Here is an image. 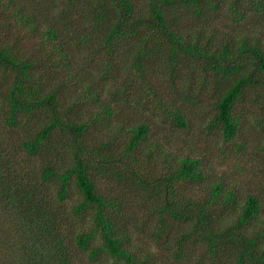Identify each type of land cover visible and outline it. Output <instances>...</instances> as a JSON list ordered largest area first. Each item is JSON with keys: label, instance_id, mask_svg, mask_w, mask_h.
I'll use <instances>...</instances> for the list:
<instances>
[{"label": "trees", "instance_id": "trees-1", "mask_svg": "<svg viewBox=\"0 0 264 264\" xmlns=\"http://www.w3.org/2000/svg\"><path fill=\"white\" fill-rule=\"evenodd\" d=\"M221 1L227 0H143L142 6L141 0H63L66 8L56 6L54 13L49 11L54 16L52 21L48 19L49 13L41 15L42 10L29 3L6 0V6L12 8L17 20L35 39L51 46L59 54V63L52 62L54 66L64 63L70 68V52L72 57L73 52L67 44L72 39L77 40L81 51L86 49L84 59L82 54L78 55L79 61L92 66L104 58L97 67L102 69L101 79L106 82L109 73L120 72L117 63L122 56L129 59L136 82L141 81L142 85L150 88L155 105L179 128L187 126L182 108L175 101H163L151 83L155 62L168 68L171 75H176L174 61L177 53L205 59L210 69L216 75H223L221 79L226 82L215 103L212 125L221 127L224 139L231 140L240 125L236 114L238 102L249 88H264V81L258 79V76L264 78V35L240 36L232 41L231 48L225 45L213 54L205 52L199 39H191L188 30L186 32L178 25L186 17L185 13L191 14L193 19L206 20L211 12L218 11ZM239 1L228 0L230 9L238 16L242 10ZM252 1L264 27V0ZM41 66L39 60L19 55L12 45L0 39V72L5 81V73L13 75L4 93L2 90L6 83H0V122L2 119L11 129H28V123H23L24 117L34 120L33 115L39 111L46 115L37 134L24 136L20 142V147L29 156L45 149V143L57 129L63 128L64 123L60 115L65 107L60 99L61 88L46 90L50 85L37 72ZM201 68L207 69L205 66ZM81 70L83 75L69 77L68 85L83 92L82 98H78L81 105H99L105 115L104 120H110L115 110L111 104L100 100V89L104 87L100 81H87V76H95L93 71ZM132 83L115 86V93L128 101V89ZM4 102H7L6 110L2 107ZM132 118L128 151L146 141L151 131L148 122H138L141 118L135 116ZM66 124L80 142L87 131V124ZM118 127L121 128V123ZM10 151L4 134L0 133V264H187L185 241L195 240L204 246V257L215 258L229 249L228 260L233 264H264V228L249 230L251 222L262 212L263 204L259 197L248 195L240 206L239 216L229 227H225L220 216L216 217L213 211L215 205L234 209L238 200L235 192L226 190L221 183L211 185L206 201L173 198L175 189L172 183L204 179L198 158H182L179 167L164 178L170 195L166 198L164 213L187 225L176 239L178 249L172 252L174 258L158 261L145 248H139V253L138 248L132 245L131 232L125 229L123 215L126 213L116 200L105 198L98 192L91 175L94 163L86 155L75 156L71 167L63 170L44 164L38 178H30L25 177L26 170L17 165ZM110 159L105 157L102 163H108ZM48 184L57 186L56 203L48 196ZM71 185L77 189L80 201L67 212L65 202ZM89 212L91 218H87ZM158 222L160 231L155 232L156 236L159 238L163 231L169 236V228L173 224H165L161 215Z\"/></svg>", "mask_w": 264, "mask_h": 264}, {"label": "rangeland", "instance_id": "rangeland-1", "mask_svg": "<svg viewBox=\"0 0 264 264\" xmlns=\"http://www.w3.org/2000/svg\"><path fill=\"white\" fill-rule=\"evenodd\" d=\"M19 2L29 3L42 10L41 15L49 11L54 13L56 6L66 8L63 0ZM239 2L242 9L240 16L233 13L229 7L231 3L227 0L221 1L218 11L211 12V16L206 20L193 19L191 14L185 13L186 17L178 25L186 32L188 30L191 39L194 37L196 40L199 39L205 52L213 54L225 45L231 48L232 41L238 40L240 36L254 33H257L258 37L264 35L261 17L252 3L254 1ZM142 4L143 0L141 6ZM49 14L48 19L52 21L54 16ZM0 39L5 44L12 45L19 55L30 56L34 61L39 60L42 66L37 72L44 76L50 85L46 90L51 91L60 87V99L65 104L60 112L64 120L63 128L57 129L45 143V149L35 156H29L23 151L20 142L24 136L34 137L37 134L40 125L46 119L45 113L36 112L33 115L34 120H27L24 117L23 123L24 125L28 123V129L25 127L11 129L1 119L0 133L4 134L7 144L10 145V153L14 155L17 165L26 170L25 177L38 178L42 166L47 163L56 170L69 168L75 156L86 155L94 163L91 175L98 192L105 198L116 200L126 213L123 215L126 220L125 229L130 230L131 242L138 248L137 252L140 253V249L145 248L151 252L152 257L163 261L174 258L172 252L178 249L176 239L187 225L185 222L172 220L164 213L166 198L170 196L164 178L179 167L182 158H198L204 179L172 183L175 189L173 198L206 201L210 196L211 185L215 182L221 183L226 190L234 191L238 200V205L231 210L223 209L222 205H215L213 212L216 217L220 216L224 226L232 225L239 216L244 199L248 195H255L259 197L263 207L260 216L251 222L249 230L253 232L264 228V88H249L246 91L236 108V114L240 119L239 129L233 139L225 140L221 127H214L212 122L216 114L215 103L226 82L221 79L223 75H216L214 70L210 69L205 59L190 58L183 52L177 53L174 61L177 64H174L177 69L176 75H171L168 68H163L155 62L154 78L151 83H154L158 96L163 97V101L167 103L175 101L182 108L187 126L179 128L163 114L160 107L155 105L150 88L142 85L141 81L136 82L135 71L130 68L129 59L126 57L122 56L117 63L120 72L109 73L106 82L101 79L102 69L97 67L99 63L104 62V58L92 66L79 61L78 55L83 56L86 49L81 51L77 40L72 39L67 44L73 52V57L70 52V68L64 63L54 66L52 62L59 63L57 59L60 58L59 54L51 46L34 38L33 34L17 20L12 8L6 6V0H0ZM85 56L86 53L82 59ZM201 66L207 69L203 70ZM81 69L93 71L95 76L90 78L87 76V81L89 79L100 81L104 87L100 89V100L111 104L115 110L110 120H104L105 115L99 105H81L79 99L82 98L83 92L80 93L68 85L69 77L83 75ZM10 76H13L12 73H5V81L0 72V83L3 85L6 83L2 93L5 92ZM262 77L258 76V79L264 81ZM122 83H132L128 89L130 95L128 101L115 93L117 89L115 86ZM6 105L7 102L2 104L5 110ZM133 116L141 118L138 122H148L151 131L146 141L128 151L129 129L130 124L134 122ZM67 122L87 124L83 140L81 138L79 142L75 139L74 132L69 129ZM120 123L121 128L118 127ZM79 147L82 149L79 150ZM105 157L111 158L108 163H102ZM70 187V194L65 202L67 212L80 201L77 189L72 185ZM46 189L51 200L58 202L57 186L48 184ZM155 208L157 211H153ZM160 215L165 219V224L173 225L169 228V236L163 231L158 238L155 232L160 229L158 222ZM87 218H91V212ZM204 252V246L197 240L185 241L187 264H233L228 260L229 249L215 258L204 257Z\"/></svg>", "mask_w": 264, "mask_h": 264}]
</instances>
